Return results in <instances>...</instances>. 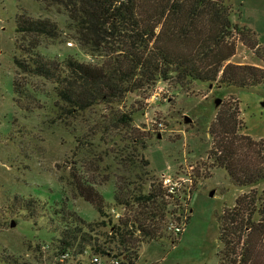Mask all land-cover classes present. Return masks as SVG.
<instances>
[{"label": "rangeland", "instance_id": "rangeland-1", "mask_svg": "<svg viewBox=\"0 0 264 264\" xmlns=\"http://www.w3.org/2000/svg\"><path fill=\"white\" fill-rule=\"evenodd\" d=\"M229 3L233 5L234 22L248 27L252 40L236 35V52L228 63L264 71V0ZM23 14L48 17L61 27L59 39L40 40L42 54L61 60L73 55L92 61L72 38L65 14L57 9L46 11L35 0H0V258L13 254L31 264H76L72 258L71 262H62L57 256L60 234L51 212L44 208L34 213L22 211L16 197L41 199L48 210L58 206L64 214L73 210L88 222L101 221L97 209L76 195L72 173L97 183L109 176L111 181L98 187L108 213L117 222L112 208L120 218L124 210L114 206L115 181L133 182L136 174L145 177L150 173L160 182L169 177L175 191L168 198L162 238L144 241L138 248L136 264H219L223 244L219 240L218 215L233 209L238 197L250 188L235 186L226 170L214 167L210 159L215 146L211 129L226 108L238 109L240 134L264 142V84L242 89L193 81L182 86L159 81L152 90L128 94L114 107L133 112V124L148 146L137 152L127 151V155L132 154V165H128L124 157L127 149L119 137L112 132L92 133L110 111L105 106L97 105L77 119L58 120L53 87L32 79V87L49 92L51 99L42 97L44 108L33 113L17 108L13 88L15 58L20 56L16 27L17 18ZM244 41H255L256 46L252 48ZM218 99L222 100L219 106ZM257 188H264V182ZM174 226L181 227V232ZM108 231L104 228L97 232ZM260 251L254 264H264V247ZM91 255L83 257V264H93ZM102 259L104 264H112L114 258Z\"/></svg>", "mask_w": 264, "mask_h": 264}, {"label": "trees", "instance_id": "trees-1", "mask_svg": "<svg viewBox=\"0 0 264 264\" xmlns=\"http://www.w3.org/2000/svg\"><path fill=\"white\" fill-rule=\"evenodd\" d=\"M35 1L46 11L57 9L67 16L72 38L92 61L73 55L63 60L45 56L40 52V40L59 39L60 25L48 17L19 16L16 32L20 56L15 58L17 76L13 83L17 108L33 113L44 108L42 97L51 99L49 92L32 87V79L53 87L58 120L77 119L97 105L105 106L110 111L92 133L112 132L119 137L127 149L124 157L128 165H132V154L127 155V151L148 147L133 124V112L114 107L128 94L152 90L159 81L179 86L193 81L242 89L264 84L263 70L228 63L236 52V35L252 40L250 29L234 22L229 0ZM253 42L244 41L254 48ZM238 115V109L226 108L211 129L215 146L210 159L214 167L226 170L235 186L250 188L238 197L233 209L218 215L219 240L223 244L219 264H254L264 247V188H257L264 182V142L240 134ZM144 163L149 165V161ZM72 176L76 195L97 209L101 221L88 222L73 210L64 214L58 206L48 210L41 199L15 198L21 202L22 211L34 213L44 208L51 212L60 234L57 256L69 254L65 260L61 258L62 262H71L72 258L76 264H83V257L90 253L93 258L110 257L120 264H136L140 245L162 238L168 198L174 196L163 187V181L150 173L145 177L136 174L133 182L115 181L114 206L124 210V216L114 222L98 187L111 178L107 176L97 183L75 173ZM104 228L109 231L97 232ZM0 262L31 264L13 254L4 255Z\"/></svg>", "mask_w": 264, "mask_h": 264}, {"label": "built area", "instance_id": "built-area-1", "mask_svg": "<svg viewBox=\"0 0 264 264\" xmlns=\"http://www.w3.org/2000/svg\"><path fill=\"white\" fill-rule=\"evenodd\" d=\"M164 185L165 187L168 189L169 193L173 194L174 191H175V184L172 182V180L169 178V177H164ZM111 213L116 217V218H120V215L115 211V210H112ZM174 229L177 231V232H181V227H176L174 226ZM69 257V254L68 253H65L62 255V260H65ZM93 264H104V261L102 259V257L100 256H96L93 258L92 260ZM112 264H120V261L117 260V259H114L112 261Z\"/></svg>", "mask_w": 264, "mask_h": 264}, {"label": "water", "instance_id": "water-1", "mask_svg": "<svg viewBox=\"0 0 264 264\" xmlns=\"http://www.w3.org/2000/svg\"><path fill=\"white\" fill-rule=\"evenodd\" d=\"M221 103H222V100L221 99H218L217 101H216V105H221ZM186 122L187 123H191V119L189 118V117H186ZM212 196H213V194H212ZM16 226V224L15 223H12V227H15Z\"/></svg>", "mask_w": 264, "mask_h": 264}]
</instances>
